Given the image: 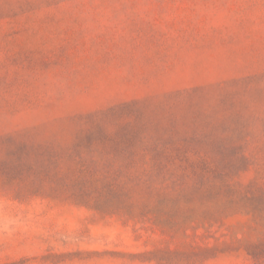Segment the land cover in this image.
Returning <instances> with one entry per match:
<instances>
[{
  "label": "rangeland",
  "instance_id": "obj_1",
  "mask_svg": "<svg viewBox=\"0 0 264 264\" xmlns=\"http://www.w3.org/2000/svg\"><path fill=\"white\" fill-rule=\"evenodd\" d=\"M0 264H264V0H0Z\"/></svg>",
  "mask_w": 264,
  "mask_h": 264
}]
</instances>
